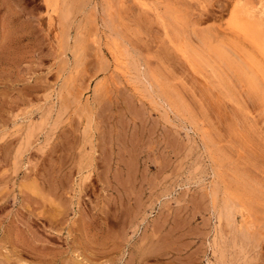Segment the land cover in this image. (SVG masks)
Instances as JSON below:
<instances>
[{
	"label": "rangeland",
	"instance_id": "1",
	"mask_svg": "<svg viewBox=\"0 0 264 264\" xmlns=\"http://www.w3.org/2000/svg\"><path fill=\"white\" fill-rule=\"evenodd\" d=\"M245 2L0 0V264H264V102L186 56L251 74Z\"/></svg>",
	"mask_w": 264,
	"mask_h": 264
},
{
	"label": "bare ground",
	"instance_id": "2",
	"mask_svg": "<svg viewBox=\"0 0 264 264\" xmlns=\"http://www.w3.org/2000/svg\"><path fill=\"white\" fill-rule=\"evenodd\" d=\"M248 2H250V0H248ZM248 2L245 3L248 4ZM175 13L174 24L177 28V32L179 33V39L182 41L183 36L185 35V26L187 25L188 21L186 18V14L182 10L178 9V11ZM262 22L263 21L259 20V18L254 19L253 23L249 25V31L247 32V35H244L245 37H247L246 41L249 43L251 48L260 57L259 60L253 59L252 57L249 58V61L255 67L252 68L253 71L251 70V74H248L246 72L247 69L245 70L244 68L243 70L236 64L232 63L230 58L219 47L212 45V43H210V41L203 36L196 37L199 41L198 47L189 44V48L186 51V56L188 58L190 67L196 68L200 72L205 71L207 68H209L212 70V72L218 73V82L221 85L220 87H222V89L227 92L230 97L233 95L234 90L236 89V86H234V83L230 79L232 76H235L237 79V85H240V87H244L249 96L258 98L261 102H264V25ZM235 25L237 27L236 30L240 29L242 32L244 31L242 27L237 26V23ZM244 33L246 32L244 31ZM260 61H262V64L260 63ZM180 96L177 95L176 102L179 106L185 107V105L183 104L185 102H183V98ZM236 181L239 180L236 179ZM241 186L242 185H240V187Z\"/></svg>",
	"mask_w": 264,
	"mask_h": 264
}]
</instances>
